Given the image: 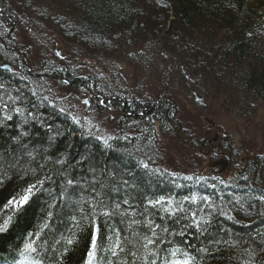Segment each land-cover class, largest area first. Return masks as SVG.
Segmentation results:
<instances>
[{
  "label": "trees",
  "instance_id": "trees-1",
  "mask_svg": "<svg viewBox=\"0 0 264 264\" xmlns=\"http://www.w3.org/2000/svg\"><path fill=\"white\" fill-rule=\"evenodd\" d=\"M3 64L13 71L0 69V224L10 220L0 264L20 260L33 239L41 264H85L96 227V264L134 259L105 251L117 234L132 241L123 246L136 264H148L133 244L152 235L149 221L163 240L152 248L157 264L173 249L195 264H264V165L250 160L255 181L200 177L197 144L176 133L173 106L199 93L245 122L257 118L264 0H0ZM76 90L96 98L82 107ZM67 179L78 186L56 200ZM40 181L22 211L9 206ZM169 200L175 214L164 210ZM84 201L103 203L94 225L82 218L91 215Z\"/></svg>",
  "mask_w": 264,
  "mask_h": 264
},
{
  "label": "snow or ice",
  "instance_id": "snow-or-ice-1",
  "mask_svg": "<svg viewBox=\"0 0 264 264\" xmlns=\"http://www.w3.org/2000/svg\"><path fill=\"white\" fill-rule=\"evenodd\" d=\"M59 55V53H58ZM85 103H88V101H85ZM144 167H147V165H144ZM188 179H191V177H188ZM43 181L39 182V185H29V187L26 189V194H23L19 199L10 200L8 202L9 206H14V210L19 212L22 211L24 208V205H26L32 194L39 190H43L42 188ZM77 183L73 179H67L66 184L63 188L60 189L59 193L56 196V200L59 201H65L69 200L71 198L72 191L75 190L77 187ZM72 190V191H70ZM185 199H188L186 197ZM204 202L208 201L207 197L201 198ZM197 200L196 196L191 197V201L195 202ZM125 204L128 203V201H124ZM164 202L163 200H155V201H149V204L155 206V205H162ZM84 204L88 206V212L91 213V215L85 214L82 218L89 221L90 224L96 223V208L98 206H103L102 202H88L84 201ZM168 207L164 210L168 212L170 215L175 214L177 209L173 208V202L169 200L167 202ZM116 208L119 209V204L116 205ZM182 210V209H180ZM103 215H110L112 213L109 212H103ZM51 215V214H50ZM193 217L195 218V214H193ZM10 220L4 221L3 224H0V231L6 230ZM132 223H136V221H132ZM201 223H207V221H197L196 225L197 227L200 226ZM44 227H47L45 224ZM149 229V231L152 233L151 236L144 235L143 237H137L136 244H133V247H136L137 249L142 248L144 250V259L148 261V264H157L155 259H152L151 257L155 256L156 253L152 251L153 247L158 248L160 243H163V240L160 239L156 235V227H159L158 225L153 227L152 222L149 221L148 224L145 225ZM99 229L98 227L94 228L92 231V241H91V247L88 250L87 253V260L85 264H96L97 260V251L99 250L102 245L98 244V233ZM164 231H168L166 228ZM30 236L35 235L39 237V233H30ZM68 244L72 243L71 239H68ZM124 243L131 244L132 241L127 240V238H122L119 234L115 236V238L112 240L109 248L105 249L106 252H109L112 257H117L119 253H125L127 256H131L134 259L132 261H129L127 259L118 260L116 262L108 261L107 264H136V260L140 259L141 257L137 255L136 251H132L129 249L127 252H125V248L123 246ZM33 254H37L38 256V247L36 240H29L25 243L24 248L20 252V256L22 257L21 261L16 262V264H24V261H27L28 264H41L40 260L36 258V256H33ZM169 256L171 259H166L164 261V264H195V259L191 256V254L187 251H181L180 249H173L169 252ZM180 257V258H178Z\"/></svg>",
  "mask_w": 264,
  "mask_h": 264
},
{
  "label": "rangeland",
  "instance_id": "rangeland-1",
  "mask_svg": "<svg viewBox=\"0 0 264 264\" xmlns=\"http://www.w3.org/2000/svg\"><path fill=\"white\" fill-rule=\"evenodd\" d=\"M117 70V69H116ZM128 72V70L126 71ZM199 94V93H198ZM77 103L82 106V98L78 97ZM180 100L178 115L181 123V127L188 130L189 133H193L197 135L201 127H210L205 120L211 121L215 123V127L213 129L214 133H218L224 135L225 138H228L227 142L229 145H232L234 150H240V147H247L254 155H262L264 154V137L263 132L260 130L257 133V139L254 142V146H246L245 142L248 139V135L252 134V131L255 127L258 126V129L264 125V104H258V113L257 118L251 122H245L242 116L238 117L234 112H228L219 107H213L211 102L200 103L194 102L188 99L187 101L181 97L177 101ZM89 102V101H88ZM83 107V106H82ZM82 108L76 110L75 113H78ZM107 116H110L107 114ZM111 120V119H110ZM109 120V121H110ZM104 134L107 132V125L103 123ZM264 158V155L262 156ZM208 159L204 158V160H198L196 165H202L207 163ZM264 161V159H262Z\"/></svg>",
  "mask_w": 264,
  "mask_h": 264
},
{
  "label": "water",
  "instance_id": "water-1",
  "mask_svg": "<svg viewBox=\"0 0 264 264\" xmlns=\"http://www.w3.org/2000/svg\"><path fill=\"white\" fill-rule=\"evenodd\" d=\"M58 53H59V55H58ZM56 54H57L59 57H61V58L64 57V56L62 55V53H61V47H60V46L57 47V49H56ZM1 69H4V70H10V67L7 66V65H5V66H2ZM223 164H224V163H223Z\"/></svg>",
  "mask_w": 264,
  "mask_h": 264
}]
</instances>
